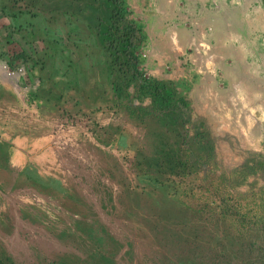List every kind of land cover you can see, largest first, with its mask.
Masks as SVG:
<instances>
[{"label": "crops", "instance_id": "crops-1", "mask_svg": "<svg viewBox=\"0 0 264 264\" xmlns=\"http://www.w3.org/2000/svg\"><path fill=\"white\" fill-rule=\"evenodd\" d=\"M0 63L17 73L0 70V233L18 248L14 218L61 221L43 251L64 264L83 218L101 225L84 168L93 160L117 185L103 188L123 189L112 160L135 118L147 125L136 138L150 133L146 108L162 93L183 119L264 135V0H0Z\"/></svg>", "mask_w": 264, "mask_h": 264}, {"label": "rangeland", "instance_id": "rangeland-1", "mask_svg": "<svg viewBox=\"0 0 264 264\" xmlns=\"http://www.w3.org/2000/svg\"><path fill=\"white\" fill-rule=\"evenodd\" d=\"M166 94L146 108L151 118L153 112L159 114L155 128L149 124L150 133L139 141L138 129L147 131V125L135 118V136L126 140L129 149L117 150L112 160L123 170L113 167L123 189L103 188L114 180L111 173L97 170L93 160L84 168L97 198L94 204L84 203L85 209L101 225H85V216L81 231L89 240L74 246L73 235L66 242L72 251L62 254L73 252L74 264H264V135L253 139L244 133L250 138H242L239 128L226 129L233 123L220 122L218 130L211 119H183L185 111L177 109V114L170 108L173 100ZM99 211L106 215H97ZM14 221L13 228L26 241L11 248L0 233V264H64L57 251H43L57 241L52 228L63 229L64 223ZM2 223L8 226L11 220ZM30 229L38 241L26 234Z\"/></svg>", "mask_w": 264, "mask_h": 264}, {"label": "built area", "instance_id": "built-area-1", "mask_svg": "<svg viewBox=\"0 0 264 264\" xmlns=\"http://www.w3.org/2000/svg\"><path fill=\"white\" fill-rule=\"evenodd\" d=\"M144 56H146V55H144ZM5 69H6V71L3 72V73H4V75H5L6 77H8V78H13V79L16 77L17 73H16L14 70L10 69L6 64H5ZM17 72H18V73H21V72H22V69L18 70ZM6 74H7V75H6ZM75 120H76V119H71L70 121H74V122H75ZM91 172H92L93 175L95 174V170H94V169H91ZM21 224H23V223H21ZM23 228H24V227H23ZM27 233H28V235H29L32 239L35 238V240L38 241V238H37L38 235H36L32 229L26 231V234H27Z\"/></svg>", "mask_w": 264, "mask_h": 264}, {"label": "trees", "instance_id": "trees-1", "mask_svg": "<svg viewBox=\"0 0 264 264\" xmlns=\"http://www.w3.org/2000/svg\"><path fill=\"white\" fill-rule=\"evenodd\" d=\"M134 60H135V63H134V64H135V68H136V66H137L138 63H137L136 59H134ZM137 72H138V71H137ZM147 83H148V84H146L147 86H145V89H146V90H150V91H152V92H153V89H154V88H158V87H160V86H161V87L163 86V84H157V83L154 82V81H149V82H147ZM154 85H155V86H154ZM147 92H148V91H147ZM167 95H168V94H166L165 96H167ZM169 97H170V96H169ZM149 116H151V114H150ZM153 116H154V117H153L152 119H153V120L155 119L156 122H157L158 119H157L156 114L154 113ZM151 117H152V116H151ZM139 118H140V117H139ZM138 120H139V119H138ZM150 125H151V124H150ZM151 127H152V129L155 128V126H154L153 124H152ZM148 128H149V131H150V126H149ZM152 129H151V130H152Z\"/></svg>", "mask_w": 264, "mask_h": 264}, {"label": "bare ground", "instance_id": "bare-ground-1", "mask_svg": "<svg viewBox=\"0 0 264 264\" xmlns=\"http://www.w3.org/2000/svg\"><path fill=\"white\" fill-rule=\"evenodd\" d=\"M0 70L2 71V72H5L6 71V69H5V65H4V63H0ZM7 75V74H6ZM13 81V83L15 82V80H12ZM16 84V83H15ZM23 90V89H22ZM24 91V90H23ZM25 96V95H24ZM24 98V97H23Z\"/></svg>", "mask_w": 264, "mask_h": 264}]
</instances>
